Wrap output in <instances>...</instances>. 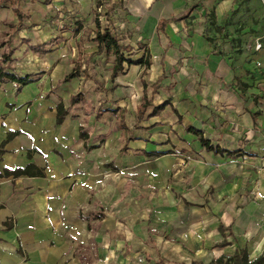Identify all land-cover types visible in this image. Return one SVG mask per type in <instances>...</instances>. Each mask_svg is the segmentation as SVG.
Listing matches in <instances>:
<instances>
[{"label":"crops","instance_id":"1","mask_svg":"<svg viewBox=\"0 0 264 264\" xmlns=\"http://www.w3.org/2000/svg\"><path fill=\"white\" fill-rule=\"evenodd\" d=\"M110 6L123 42L150 63L124 65L114 80L102 64L112 56L93 42L95 14ZM1 43L0 68L33 82L0 81V147L18 132L0 156V264L264 253V0H0ZM59 103L67 114L57 125ZM30 164L43 175H4Z\"/></svg>","mask_w":264,"mask_h":264},{"label":"trees","instance_id":"2","mask_svg":"<svg viewBox=\"0 0 264 264\" xmlns=\"http://www.w3.org/2000/svg\"><path fill=\"white\" fill-rule=\"evenodd\" d=\"M17 14V17L19 19V24L17 25L16 29L19 28L22 16L18 13V11H15ZM114 15V6H110L104 13L103 16L106 20V25L100 29L99 22L97 21V30L95 31V36L93 38V42L97 46V53L99 55L104 54L105 56H112L114 58L113 60V68H112V74L111 79L114 80L118 74H120L123 69L124 65H127L128 67L131 65H139L142 67H149L150 63L147 59L146 53H143L141 56H135V51L128 46L125 42H123L124 38L121 36V32L119 30H116V28L113 26L112 22V16ZM162 27V24L160 28ZM4 43H1L0 46H2ZM138 50L142 49V46H138ZM3 63L10 62V52L7 54H4L2 56ZM78 69H74L72 72H70L63 80V82H67L70 79L76 77L78 75ZM6 68H0V81L4 79H8L10 81L15 82L17 85L20 86H26L33 82V79L29 76L25 77H18L13 74H9L6 72ZM159 87V82L155 83L153 85V94L150 98H144L143 103L138 108V118H142L146 112V110L149 107H152V103L154 101L153 95L156 93L155 91ZM80 101L79 95H75L71 97L70 105H74ZM168 105V102L161 103L160 105L153 107L152 112L149 117H155L162 113L164 108ZM67 114V109L64 107L62 103H59L56 106V117L55 122L57 125H60L65 115ZM188 132L196 135L199 139V142L203 148H205L207 151H212L215 154H223L224 151L219 148H213L209 144L207 140H205L202 137V134L199 131H196L192 128H189L187 130ZM18 135V132H10L7 136V140L1 145L0 147V156L3 154L4 145L7 141L12 139L14 136ZM228 155H232V153H227ZM5 176H13V177H41L43 175L42 171L37 169L34 165L30 164L27 165L25 168L22 169H16L14 171H4ZM219 232L225 236L226 233H229V229H225L222 226H219ZM228 243L226 241H223L218 246L219 247H225ZM194 264V263H193ZM209 264H264V253L260 255L259 257L255 258L254 260L250 261L248 259L247 250L245 248H238L235 250V253L231 257H224L221 256L218 259L214 260L213 262Z\"/></svg>","mask_w":264,"mask_h":264},{"label":"rangeland","instance_id":"3","mask_svg":"<svg viewBox=\"0 0 264 264\" xmlns=\"http://www.w3.org/2000/svg\"><path fill=\"white\" fill-rule=\"evenodd\" d=\"M33 5L35 6V4H33ZM104 12H105L104 10H101L99 13L95 14L96 21H98L99 23H101L103 26L106 25V20L104 19V16H103V13ZM70 16H71L70 13H62L61 16H60V18L58 19V21L61 20L64 24H68V23H71L72 24L73 19ZM96 16L97 17L99 16L101 18V21ZM82 27H83V25H82ZM94 28L95 27H93V26H92L91 29L86 27L85 29L82 30V37H80V42L81 43H83L86 46H91V42L92 41L89 38L93 35V34H91V32L94 31ZM83 55L85 56V53H83ZM102 64L104 66L105 71L109 73L110 72V69H111V67L113 65V57L106 58V60ZM147 80L148 79L146 78L144 82H146ZM137 102H140V99L139 98L136 100L135 103H137ZM135 103H133L132 107L133 106L135 107ZM129 113H130V111H129ZM129 116H131V113L128 114V117Z\"/></svg>","mask_w":264,"mask_h":264},{"label":"built area","instance_id":"4","mask_svg":"<svg viewBox=\"0 0 264 264\" xmlns=\"http://www.w3.org/2000/svg\"><path fill=\"white\" fill-rule=\"evenodd\" d=\"M256 48H259V46H256Z\"/></svg>","mask_w":264,"mask_h":264}]
</instances>
